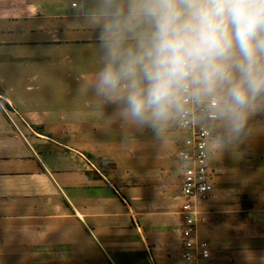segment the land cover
<instances>
[{
  "label": "crops",
  "instance_id": "0c3cea01",
  "mask_svg": "<svg viewBox=\"0 0 264 264\" xmlns=\"http://www.w3.org/2000/svg\"><path fill=\"white\" fill-rule=\"evenodd\" d=\"M78 1L69 8L68 0H0V104L8 111L0 106V264H264V198L248 187L257 184L254 177L241 184L230 180L234 169L224 165L222 175L215 166L219 173L200 228L212 258L187 263L175 193L181 172L177 181L158 142L167 123L148 127L158 163L141 161L147 130L131 131L139 148L130 154L140 161L127 168L116 154L88 143L93 134L77 122L52 131L45 111L21 101L6 83L13 64L30 52L98 41L91 0ZM101 156L117 161V168L106 172ZM232 186L242 187L247 198H232Z\"/></svg>",
  "mask_w": 264,
  "mask_h": 264
},
{
  "label": "clouds",
  "instance_id": "9594fccd",
  "mask_svg": "<svg viewBox=\"0 0 264 264\" xmlns=\"http://www.w3.org/2000/svg\"><path fill=\"white\" fill-rule=\"evenodd\" d=\"M95 92L159 130L187 100L219 96L234 139L264 99V0H97Z\"/></svg>",
  "mask_w": 264,
  "mask_h": 264
},
{
  "label": "rangeland",
  "instance_id": "374dc122",
  "mask_svg": "<svg viewBox=\"0 0 264 264\" xmlns=\"http://www.w3.org/2000/svg\"><path fill=\"white\" fill-rule=\"evenodd\" d=\"M68 1L69 8L71 3L79 4L78 0ZM96 5L97 0L89 2V14L96 9ZM64 7L65 11L70 12L67 10V4L64 3ZM97 33L98 28L95 26L93 39H98ZM32 53L30 52L29 58L13 64L11 74L5 76L6 83L13 86L14 91L20 98L22 97L21 101L28 105L35 104L37 109L45 111V115L40 113L43 117L52 119V131L57 128H68L70 124L77 122V128L93 134L92 139L86 140L88 143L101 145L109 155L116 154V157H112L128 168L138 165L140 161L130 154L139 146L136 139L129 136L135 127L142 126L147 133H142L144 129L136 132L149 137L142 138L146 154H142L141 161L145 164L159 162L161 155L154 151L156 138H150L148 126L127 118L119 99L108 100L94 90L95 76L102 67L103 54L99 41L56 44L45 49L44 54ZM166 123L167 127L163 126L168 131L159 133L158 142L162 143L163 153L167 155L178 181L182 162L177 157L173 141L178 134L181 136L183 134L178 129L174 114ZM216 133L218 139L212 156V165L222 168V175L225 174L224 165L234 169V178L230 180L241 184L247 180L245 176L254 177L257 184L253 186L252 183L248 187L256 188L255 191L264 198V183L260 182L264 175V99L255 102V108L247 121L246 133L241 139L233 138L224 119ZM150 148L152 159L148 156ZM99 160V165L105 166L106 172L118 166L117 161L109 156H101L97 159ZM231 189L232 198H247L242 187L232 186ZM175 193H180L178 187L175 188Z\"/></svg>",
  "mask_w": 264,
  "mask_h": 264
},
{
  "label": "built area",
  "instance_id": "2783aa9c",
  "mask_svg": "<svg viewBox=\"0 0 264 264\" xmlns=\"http://www.w3.org/2000/svg\"><path fill=\"white\" fill-rule=\"evenodd\" d=\"M219 96L201 100H187L181 113H174L183 137L176 142L177 157L182 162L180 209L182 250L187 263H199L212 258V245L200 236L201 224L207 219L204 205L212 195L218 170L212 165V156L222 124L219 115ZM1 108L8 114L4 104Z\"/></svg>",
  "mask_w": 264,
  "mask_h": 264
}]
</instances>
